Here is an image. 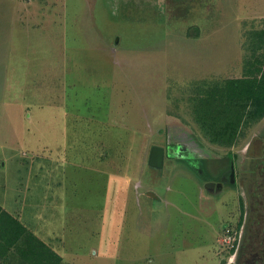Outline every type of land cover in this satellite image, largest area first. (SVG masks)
Wrapping results in <instances>:
<instances>
[{"label": "rangeland", "instance_id": "1", "mask_svg": "<svg viewBox=\"0 0 264 264\" xmlns=\"http://www.w3.org/2000/svg\"><path fill=\"white\" fill-rule=\"evenodd\" d=\"M32 1L0 0V206L63 263L216 264L236 197L203 182L258 127L220 146L194 106L244 76L264 0Z\"/></svg>", "mask_w": 264, "mask_h": 264}, {"label": "trees", "instance_id": "2", "mask_svg": "<svg viewBox=\"0 0 264 264\" xmlns=\"http://www.w3.org/2000/svg\"><path fill=\"white\" fill-rule=\"evenodd\" d=\"M251 32L256 36V50L244 64V76L204 90L194 106L195 112L201 113L195 119L199 130L220 146L230 147L242 130L264 117V29ZM259 48L262 57L256 53ZM180 158L190 160L193 156ZM0 264L67 263L0 206Z\"/></svg>", "mask_w": 264, "mask_h": 264}, {"label": "flooded vegetation", "instance_id": "3", "mask_svg": "<svg viewBox=\"0 0 264 264\" xmlns=\"http://www.w3.org/2000/svg\"><path fill=\"white\" fill-rule=\"evenodd\" d=\"M256 124L258 130L244 144L242 157L226 153L230 159L221 173L203 182L213 183L206 189L212 196L228 187L236 197V211L224 226L231 228L217 239L216 264H264V117Z\"/></svg>", "mask_w": 264, "mask_h": 264}, {"label": "crops", "instance_id": "4", "mask_svg": "<svg viewBox=\"0 0 264 264\" xmlns=\"http://www.w3.org/2000/svg\"><path fill=\"white\" fill-rule=\"evenodd\" d=\"M118 4L122 3L123 8L128 9L130 6H133L135 4H141L137 0H115ZM32 0H27V3H32ZM145 4L149 7V9L154 11V15H163L166 16V10H165V3L166 0H145ZM143 2V4H144ZM146 6V7H147ZM141 9V8H139ZM143 10V9H142ZM102 47V46H101ZM64 48L61 49V52ZM101 50V49H99Z\"/></svg>", "mask_w": 264, "mask_h": 264}, {"label": "water", "instance_id": "5", "mask_svg": "<svg viewBox=\"0 0 264 264\" xmlns=\"http://www.w3.org/2000/svg\"><path fill=\"white\" fill-rule=\"evenodd\" d=\"M148 166L160 169L163 166V151L161 148L153 147L150 152V156L148 159ZM213 183L209 182L204 185L205 189H209ZM220 185H218L219 187Z\"/></svg>", "mask_w": 264, "mask_h": 264}, {"label": "built area", "instance_id": "6", "mask_svg": "<svg viewBox=\"0 0 264 264\" xmlns=\"http://www.w3.org/2000/svg\"><path fill=\"white\" fill-rule=\"evenodd\" d=\"M227 241H229L230 239H229V236H227V239H226Z\"/></svg>", "mask_w": 264, "mask_h": 264}]
</instances>
